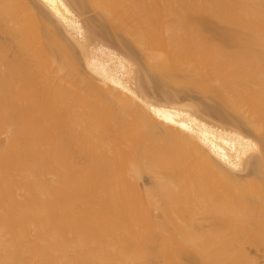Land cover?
<instances>
[{
  "label": "bare ground",
  "instance_id": "bare-ground-1",
  "mask_svg": "<svg viewBox=\"0 0 264 264\" xmlns=\"http://www.w3.org/2000/svg\"><path fill=\"white\" fill-rule=\"evenodd\" d=\"M0 264H264V0H0Z\"/></svg>",
  "mask_w": 264,
  "mask_h": 264
},
{
  "label": "rangeland",
  "instance_id": "rangeland-1",
  "mask_svg": "<svg viewBox=\"0 0 264 264\" xmlns=\"http://www.w3.org/2000/svg\"><path fill=\"white\" fill-rule=\"evenodd\" d=\"M93 11V10H92ZM88 12H90V11H88ZM94 13V14H93ZM95 13H97L95 10L93 11V12H90V13H87V11L85 12V13H83V16H85V17H89V15H90V17L91 18H93L92 16H95ZM92 14V15H91ZM86 15H88V16H86ZM152 15V14H151ZM83 16H81V17H83ZM85 17H83V19H85ZM152 17V18H151ZM149 16V18L150 19H155V18H153V16ZM86 20V19H85ZM154 88H156V87H154ZM185 89V88H184ZM153 91H157V89H155V90H153ZM158 91H160V90H158ZM159 94H160V92L158 93V92H154V95L156 96V97H159ZM181 101L182 102H191V101H195V102H197V101H199L200 102V100H198L199 98H201L202 97V94H200V93H198V92H183L182 94H181ZM202 99L204 100V97H202L201 98V101H202ZM205 101H203V103H204ZM201 104H202V102H201ZM204 116L206 117V119H208V120H212V121H220V118L219 117H217L215 114H204Z\"/></svg>",
  "mask_w": 264,
  "mask_h": 264
}]
</instances>
